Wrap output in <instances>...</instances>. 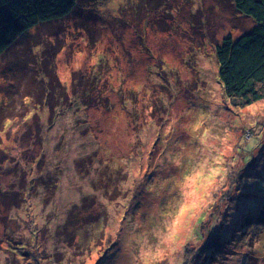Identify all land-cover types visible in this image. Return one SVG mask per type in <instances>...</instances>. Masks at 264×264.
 <instances>
[{
  "label": "rangeland",
  "instance_id": "rangeland-1",
  "mask_svg": "<svg viewBox=\"0 0 264 264\" xmlns=\"http://www.w3.org/2000/svg\"><path fill=\"white\" fill-rule=\"evenodd\" d=\"M128 2L97 0L93 15L79 5L57 37L46 24L0 56V114L13 113L0 124V264H54L59 252L62 264H240L264 242L253 228L264 218V100L232 107L216 63L223 39L254 22L228 0H151L135 20L119 13ZM77 71L87 107L70 87ZM53 74L67 96L46 99ZM99 99L109 101L95 109ZM21 243L16 259L8 250Z\"/></svg>",
  "mask_w": 264,
  "mask_h": 264
},
{
  "label": "trees",
  "instance_id": "trees-1",
  "mask_svg": "<svg viewBox=\"0 0 264 264\" xmlns=\"http://www.w3.org/2000/svg\"><path fill=\"white\" fill-rule=\"evenodd\" d=\"M144 1L145 0H129L127 4H121V10L118 9L119 13L124 11L126 17L132 20H135L137 15H148V11H150L152 7H149L148 9L144 7ZM96 2L97 0H0V56L6 54L15 44L18 43V41L23 35H25L26 32L29 30L31 31L34 28L39 27L42 29L43 25L49 24V27L54 29L51 31V33H49V35L51 34L50 36L55 35V37H57L59 33L58 30L62 26L63 19L69 17L71 18L76 14L79 5L82 6L83 4H85V8L89 7V10L93 15L92 12ZM233 3L235 9L240 14L254 22L253 28L246 34H243L237 38L232 36V34L230 36H226L223 39L222 44L217 47L216 63L218 66L219 79L224 89L225 97L229 100L232 107L240 110L264 100V0H234ZM95 9L98 11L96 7ZM94 16L99 18L100 14L96 13ZM109 25L113 27V29L118 27V24L114 23H110ZM36 47L38 48V45H36ZM48 68L49 66H46L41 74L47 75L45 73L47 72ZM49 75L52 74H48L47 76ZM53 75L56 76L55 83L58 85L55 87L56 90L54 88L45 87L46 99L48 97H55L58 92H61L62 95L64 94L67 96L69 92V84L62 83L56 74ZM78 76L81 77V71L72 73L70 87L82 96L83 102H81L87 107L89 104H91V102H89L87 99L88 84L84 83L82 79H78ZM87 79L100 80L108 78L90 74L87 76ZM79 87L83 89L79 91ZM108 92L114 94L113 87H111ZM99 93L102 94L103 90H100ZM108 101L109 99H106L102 102L99 99L96 101V104L93 107L95 109H102L103 104ZM73 107L74 105H72L70 108ZM125 108H128V106L126 105ZM54 109H56V106ZM75 109H79V106H77ZM156 111L157 109L154 108L152 112V121L154 120ZM12 114V111H7L3 114H0V121H2L0 124L3 126L4 122L13 119ZM142 114V111L139 112V109L138 111H135L134 115L130 113V122L133 121L136 125L141 121L143 123L144 117ZM144 123L149 124V121H145ZM6 164H9V162ZM5 167H8V165H5ZM5 186L6 185L0 186V193L5 194L7 191L6 189H3ZM44 186H48V184H44ZM26 190V188L14 190L16 193H13L7 197L12 198L18 196L19 194L23 197ZM12 208H15V206ZM12 208L8 207L7 210L11 211L13 210ZM68 214L69 219V217L74 216L76 212L74 210L70 213L68 212ZM68 219L63 225V230H66L69 226H71V220L69 222ZM258 222H261V224L254 225V232L256 234L257 232L255 229H258V231L264 235V218H258ZM6 228L7 226H5V230ZM236 229L237 227L234 226L223 236H225V238L228 237L232 234V232L237 231ZM74 230L76 229L74 228ZM77 232V230L74 232L75 236L78 235L76 234ZM223 236L219 237L220 239H216V242L223 243ZM74 239L77 240V237H74ZM258 243L259 242H256L255 245H251V248L245 247L247 242L244 244L245 249L250 250V252L245 254L242 259L240 258V264H253L255 262V264H257V262L259 264L258 260H262L261 262L264 261V242H260L259 247H256V244ZM1 244L2 243H0V248H2ZM21 244V247L9 249L8 253H12V257L16 259H22L24 256H26V254L23 252L24 245L23 243ZM217 246L218 245H212L209 247L204 246L202 249L203 252L208 255V253H212L214 250H216L215 248ZM78 254L80 257L82 256L81 251L78 252ZM61 257H65L63 253H57V255H54L52 263L62 264ZM211 257H208L207 261L209 258H211L209 263L217 264V262H214V259L216 258L215 255H211ZM74 261L80 264V261L74 258H71L67 264H74ZM225 262L226 260H224L223 263ZM81 264H83V261ZM261 264H264V262Z\"/></svg>",
  "mask_w": 264,
  "mask_h": 264
},
{
  "label": "bare ground",
  "instance_id": "bare-ground-1",
  "mask_svg": "<svg viewBox=\"0 0 264 264\" xmlns=\"http://www.w3.org/2000/svg\"><path fill=\"white\" fill-rule=\"evenodd\" d=\"M149 2H150V6H151V0H145L144 1V7H146L147 9L150 7L149 6ZM152 2H153V0H152ZM228 2H230V4L232 5V7L234 6V0H228ZM149 6V7H148ZM235 8V7H234ZM119 194V193H118ZM207 208H206V206L202 209V211H204V210H206ZM177 249H179V247L177 248ZM176 249V250H177Z\"/></svg>",
  "mask_w": 264,
  "mask_h": 264
}]
</instances>
